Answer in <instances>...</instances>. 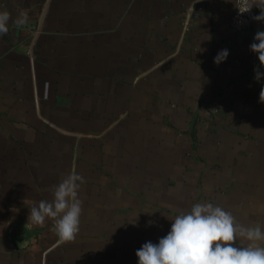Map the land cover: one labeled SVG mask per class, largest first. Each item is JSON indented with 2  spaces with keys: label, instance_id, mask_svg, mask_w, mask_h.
Returning a JSON list of instances; mask_svg holds the SVG:
<instances>
[{
  "label": "crops",
  "instance_id": "1",
  "mask_svg": "<svg viewBox=\"0 0 264 264\" xmlns=\"http://www.w3.org/2000/svg\"><path fill=\"white\" fill-rule=\"evenodd\" d=\"M236 5L0 0V264H138L198 202L264 230V21L235 32ZM70 173L82 215L61 242L29 208Z\"/></svg>",
  "mask_w": 264,
  "mask_h": 264
},
{
  "label": "clouds",
  "instance_id": "2",
  "mask_svg": "<svg viewBox=\"0 0 264 264\" xmlns=\"http://www.w3.org/2000/svg\"><path fill=\"white\" fill-rule=\"evenodd\" d=\"M250 11L260 8V15L253 17L264 21V0H245ZM9 14L0 12V34L7 32ZM23 20L16 23L21 24ZM250 51L257 55L259 66L254 67V79H264V31H257ZM229 51L223 49L214 58L220 64L227 59ZM264 103V87L259 93ZM83 177L70 173L54 186L51 200H41L29 208L28 223L43 226L53 220V231L61 242H72L80 230L82 201L78 189ZM239 241L240 246H235ZM241 241L248 242L241 246ZM138 264H264V230L261 227L245 226L236 221L231 212L211 202H198L187 212L172 219L168 234L158 243L148 241L136 251Z\"/></svg>",
  "mask_w": 264,
  "mask_h": 264
},
{
  "label": "built area",
  "instance_id": "3",
  "mask_svg": "<svg viewBox=\"0 0 264 264\" xmlns=\"http://www.w3.org/2000/svg\"><path fill=\"white\" fill-rule=\"evenodd\" d=\"M245 8V0H237L236 9L231 19V27L237 33L250 30L254 23L253 17L256 16V12L253 7L250 11L243 12Z\"/></svg>",
  "mask_w": 264,
  "mask_h": 264
},
{
  "label": "rangeland",
  "instance_id": "4",
  "mask_svg": "<svg viewBox=\"0 0 264 264\" xmlns=\"http://www.w3.org/2000/svg\"><path fill=\"white\" fill-rule=\"evenodd\" d=\"M168 182V181H167ZM168 183H171V182H168ZM163 225V224H162Z\"/></svg>",
  "mask_w": 264,
  "mask_h": 264
}]
</instances>
